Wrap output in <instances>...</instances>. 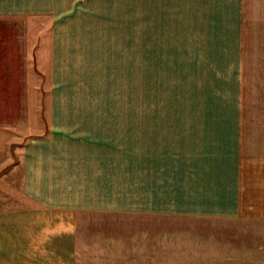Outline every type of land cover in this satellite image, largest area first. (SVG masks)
Masks as SVG:
<instances>
[{
    "label": "crops",
    "instance_id": "1",
    "mask_svg": "<svg viewBox=\"0 0 264 264\" xmlns=\"http://www.w3.org/2000/svg\"><path fill=\"white\" fill-rule=\"evenodd\" d=\"M135 47L204 65L206 118L135 137L100 88ZM132 216L264 227V0H0V264H79Z\"/></svg>",
    "mask_w": 264,
    "mask_h": 264
},
{
    "label": "rangeland",
    "instance_id": "2",
    "mask_svg": "<svg viewBox=\"0 0 264 264\" xmlns=\"http://www.w3.org/2000/svg\"><path fill=\"white\" fill-rule=\"evenodd\" d=\"M134 51L132 77L100 81V88L101 103H116L113 113L118 112V120L132 121L135 137L141 136L138 129L144 130L147 119L158 131L172 120L206 118L209 85L200 79L204 65L141 74L140 48ZM95 220L89 219L79 239V264H264V227L171 217L115 218L110 226L104 220L96 226Z\"/></svg>",
    "mask_w": 264,
    "mask_h": 264
}]
</instances>
